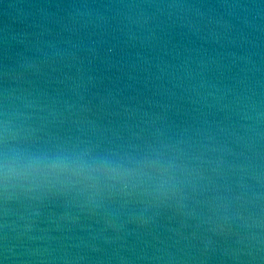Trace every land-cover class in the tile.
I'll return each mask as SVG.
<instances>
[{
  "label": "water",
  "instance_id": "95a60500",
  "mask_svg": "<svg viewBox=\"0 0 264 264\" xmlns=\"http://www.w3.org/2000/svg\"><path fill=\"white\" fill-rule=\"evenodd\" d=\"M0 264H264V0H0Z\"/></svg>",
  "mask_w": 264,
  "mask_h": 264
}]
</instances>
